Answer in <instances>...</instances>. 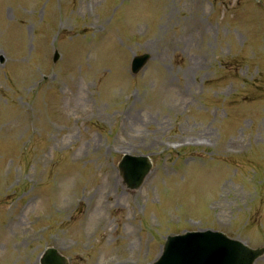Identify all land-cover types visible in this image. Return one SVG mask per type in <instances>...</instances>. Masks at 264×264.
<instances>
[{"label": "rangeland", "instance_id": "rangeland-1", "mask_svg": "<svg viewBox=\"0 0 264 264\" xmlns=\"http://www.w3.org/2000/svg\"><path fill=\"white\" fill-rule=\"evenodd\" d=\"M128 4L0 0V50L13 60L0 66V188L12 182L11 195L0 196V264H31L25 248L33 233L38 244L30 252L45 249L51 239L43 221L52 207L50 232L71 245L69 264H147L158 258L164 236L201 218L204 228L264 246V0ZM137 26L138 37L129 36ZM56 49L63 57L54 62ZM144 52L151 59L133 75V56ZM37 79L44 81L38 90ZM116 88L117 102L109 101ZM122 112L127 120L118 119ZM32 125L40 136L33 134L25 151ZM183 135L213 144L217 136L222 144L214 153H226L224 140L249 152L242 161L197 149L160 155L150 140ZM121 142L143 144L133 153L155 151L140 191L120 182L122 152L115 157L113 148ZM112 156L114 164H106ZM252 189L259 193L249 202ZM213 201L221 205L216 213Z\"/></svg>", "mask_w": 264, "mask_h": 264}, {"label": "water", "instance_id": "water-1", "mask_svg": "<svg viewBox=\"0 0 264 264\" xmlns=\"http://www.w3.org/2000/svg\"><path fill=\"white\" fill-rule=\"evenodd\" d=\"M148 55L140 56L133 62V71L136 73L148 60ZM188 237L173 239L174 244L181 248L171 257L165 250L162 261L155 264H168L169 259L173 264H253L260 255V250H252L239 243L229 240L224 234H210L203 232L189 233ZM168 243L166 245L169 246ZM195 250L200 254H193Z\"/></svg>", "mask_w": 264, "mask_h": 264}, {"label": "bare ground", "instance_id": "bare-ground-1", "mask_svg": "<svg viewBox=\"0 0 264 264\" xmlns=\"http://www.w3.org/2000/svg\"><path fill=\"white\" fill-rule=\"evenodd\" d=\"M193 23H194V24H197V22H196V20H195V19L193 20Z\"/></svg>", "mask_w": 264, "mask_h": 264}]
</instances>
